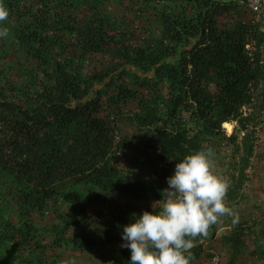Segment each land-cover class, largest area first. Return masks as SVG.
Returning <instances> with one entry per match:
<instances>
[{
	"label": "trees",
	"instance_id": "16d2710c",
	"mask_svg": "<svg viewBox=\"0 0 264 264\" xmlns=\"http://www.w3.org/2000/svg\"><path fill=\"white\" fill-rule=\"evenodd\" d=\"M144 1L161 23L160 38L148 45L102 14L104 0H0L9 10L0 26L11 35L9 44L0 38V58L11 57L23 80L18 86L0 79V218L13 198L20 216L17 222L0 219V264L28 263L11 247L35 237L26 217L32 211L54 207L65 226L61 205L80 216L90 235L66 237L52 229L74 247L116 245L133 214L159 211L136 202L159 203L166 178L186 155L209 147L215 153L225 138L242 147L249 163L264 130V26L242 18L230 0ZM90 54L108 55L118 66L88 75ZM133 99L136 125L152 130L145 144L162 160L149 181L118 169V155L135 144L120 133L119 107ZM215 235L211 226L202 239ZM243 235L239 226L223 231L244 253ZM197 238L192 260L202 252ZM254 251H264L261 243ZM129 260L123 247L111 264Z\"/></svg>",
	"mask_w": 264,
	"mask_h": 264
},
{
	"label": "rangeland",
	"instance_id": "374dc122",
	"mask_svg": "<svg viewBox=\"0 0 264 264\" xmlns=\"http://www.w3.org/2000/svg\"><path fill=\"white\" fill-rule=\"evenodd\" d=\"M164 1L167 0H161V2ZM230 1L238 5L242 18L252 17L264 26V15L251 12L250 0ZM159 5L161 6V4ZM101 12L111 17L117 27L119 23L121 27L125 28L133 40L140 45L151 44L161 36V23L154 18L144 0H104ZM223 20L220 18L219 23H222ZM5 41L8 44L11 42L10 33L5 37ZM11 47L15 49L13 46ZM18 54L21 55V53ZM26 63L29 65L30 62ZM116 66H118L117 61L108 55L90 54L85 63L84 73L92 75L99 71H111ZM114 75H118L117 70ZM3 76L11 78L16 85L22 86L23 80L18 73V66L11 60V57L0 58V79ZM114 84L118 85V80ZM124 84L130 86L127 81ZM160 85L162 93H165L166 82L163 80ZM97 86L99 87V85ZM136 103L137 100H128L119 107L120 133L135 140V144L131 145L130 150H125L118 155V169L124 175L141 181H149L155 179V172L161 169L162 160L158 158L156 151L150 150L145 144L152 130L136 125L134 120V114L137 112ZM114 109L118 115V107ZM233 127L234 123H232V130ZM224 131L226 136L232 132H227L225 129ZM255 141L256 145L247 166L243 162L242 147L237 149L225 138L218 141L219 145L212 161V170L214 174L229 182L225 203L233 210L235 216L239 217V221L233 224V217L225 215L212 225L216 229V235L212 241L204 242L203 235L199 236L197 239L201 242L202 252L196 259L191 260L190 264H210L213 261H217V264H264V251L261 253L254 251L258 242L264 248V235L260 233V229L264 228V130L257 133ZM173 171L174 168L171 172L173 173ZM240 175H242L241 179ZM3 184L10 185L9 182ZM163 199H160L159 203L152 200L137 201L136 203L140 207L159 208ZM5 207L6 211L0 219L3 222L9 220L17 222L20 216L19 206L15 199L13 198L10 204H5ZM92 208L93 205H90L89 210L92 211ZM53 209L54 207L40 212L32 211L26 216L36 228V234L32 240L11 247L18 258L28 260L27 264H111L115 261L118 249L123 248L122 241L116 245L98 241L93 245L74 247L66 239L54 236L52 229L55 226L66 231V237L82 236L83 233L85 236L90 234L88 227L84 226L85 223H79L80 216L71 214L66 206L61 205L59 207L61 211L58 213L66 218V226L64 221L58 219ZM235 226L244 229V245L240 247L245 251L244 253L238 247H232L223 237V231L226 228L230 229Z\"/></svg>",
	"mask_w": 264,
	"mask_h": 264
},
{
	"label": "clouds",
	"instance_id": "9594fccd",
	"mask_svg": "<svg viewBox=\"0 0 264 264\" xmlns=\"http://www.w3.org/2000/svg\"><path fill=\"white\" fill-rule=\"evenodd\" d=\"M9 10L0 2V22ZM0 26V38L8 35ZM214 150H197L175 163L166 178L164 199L159 211L133 214L136 218L122 226V247L130 250V264H190L195 239L207 235L209 228L225 215L239 217L226 206L229 182L214 174Z\"/></svg>",
	"mask_w": 264,
	"mask_h": 264
},
{
	"label": "built area",
	"instance_id": "2783aa9c",
	"mask_svg": "<svg viewBox=\"0 0 264 264\" xmlns=\"http://www.w3.org/2000/svg\"><path fill=\"white\" fill-rule=\"evenodd\" d=\"M249 8L252 13L264 14V0H250ZM210 264H217V261Z\"/></svg>",
	"mask_w": 264,
	"mask_h": 264
}]
</instances>
